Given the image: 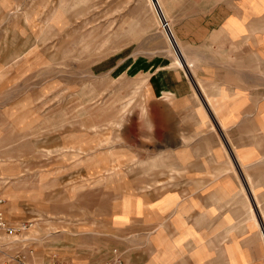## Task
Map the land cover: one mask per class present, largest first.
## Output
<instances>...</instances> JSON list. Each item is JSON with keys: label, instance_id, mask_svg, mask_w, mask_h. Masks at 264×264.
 Segmentation results:
<instances>
[{"label": "rangeland", "instance_id": "374dc122", "mask_svg": "<svg viewBox=\"0 0 264 264\" xmlns=\"http://www.w3.org/2000/svg\"><path fill=\"white\" fill-rule=\"evenodd\" d=\"M174 4L0 0V198L11 226L27 224L0 233V259L126 262L118 204L174 163L156 102Z\"/></svg>", "mask_w": 264, "mask_h": 264}, {"label": "crops", "instance_id": "0c3cea01", "mask_svg": "<svg viewBox=\"0 0 264 264\" xmlns=\"http://www.w3.org/2000/svg\"><path fill=\"white\" fill-rule=\"evenodd\" d=\"M174 5L156 82L174 163L118 204L124 264H264V0Z\"/></svg>", "mask_w": 264, "mask_h": 264}, {"label": "built area", "instance_id": "2783aa9c", "mask_svg": "<svg viewBox=\"0 0 264 264\" xmlns=\"http://www.w3.org/2000/svg\"><path fill=\"white\" fill-rule=\"evenodd\" d=\"M167 32L169 33V42L173 48L177 47L175 48L176 49L175 51L177 52L178 46L174 40L173 35L171 34L169 26H167ZM26 228H27L26 223H22L18 227H13L7 222L3 211V199L0 198V233L5 234L6 236H14L21 231H25ZM2 252L3 251L0 248V253ZM113 253H115V258L111 264H122L121 255L118 254L116 250H114ZM0 264H28V263L26 262L25 257L18 252L14 254V256H11L8 259H0ZM45 264H71V263L63 260H52Z\"/></svg>", "mask_w": 264, "mask_h": 264}, {"label": "bare ground", "instance_id": "6f19581e", "mask_svg": "<svg viewBox=\"0 0 264 264\" xmlns=\"http://www.w3.org/2000/svg\"><path fill=\"white\" fill-rule=\"evenodd\" d=\"M7 238H9V237H5V236H1V235H0V240H1V242H5L4 240H6ZM14 241H15V242H16V241H19L18 236H15V237H14V240H12V238H10V242H14ZM22 241H23V240H22ZM1 242H0V243H1ZM3 247H4V246H3Z\"/></svg>", "mask_w": 264, "mask_h": 264}]
</instances>
